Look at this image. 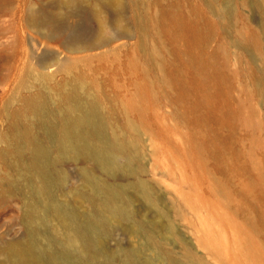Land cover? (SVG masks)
I'll list each match as a JSON object with an SVG mask.
<instances>
[{
    "label": "rangeland",
    "instance_id": "rangeland-1",
    "mask_svg": "<svg viewBox=\"0 0 264 264\" xmlns=\"http://www.w3.org/2000/svg\"><path fill=\"white\" fill-rule=\"evenodd\" d=\"M123 1L119 25L129 37L114 40L108 53L105 48L68 53L62 37L49 38L34 27L29 9L52 14L64 35L88 39L119 31L112 7L101 13L111 23L101 33L92 0L68 9L72 17L60 15L67 11L64 0H0V132L10 130L13 112L25 113L26 83L45 96L50 87L68 88L69 76L54 62L76 59L85 91L99 99L110 123L106 134L136 138L133 159L118 153L114 169H92L97 179L122 191L130 215L108 221L111 231L90 261L123 264L128 254L133 264H171L168 257L173 264H251V248L264 255V0ZM87 54L91 60H80ZM44 64L51 65V79L36 85L33 72ZM133 103L139 108L129 116L142 125L130 132L122 107ZM34 129L46 142L38 125ZM10 162L0 160V168L15 185ZM64 164L74 177L89 166L79 160ZM2 175L0 245L23 233L27 199L21 192L32 190L24 182L8 193ZM137 179L156 204L139 192ZM51 190L54 201L68 199L55 185ZM46 222L37 228L35 242L41 250H64L55 264H89L88 256L65 245ZM184 247L192 255L184 256Z\"/></svg>",
    "mask_w": 264,
    "mask_h": 264
},
{
    "label": "bare ground",
    "instance_id": "bare-ground-1",
    "mask_svg": "<svg viewBox=\"0 0 264 264\" xmlns=\"http://www.w3.org/2000/svg\"><path fill=\"white\" fill-rule=\"evenodd\" d=\"M81 1L91 3L90 0H64L67 11H59L60 15L72 17L73 14L68 9H72ZM125 5L123 0H92V13L97 21V29L101 33L104 32L103 26L110 21L106 23L101 13L104 8L112 7L111 21L118 26L119 31L109 36L96 34L88 39L69 33L64 35V30H61L59 24L50 16L52 14L49 15L44 9L30 8L28 15L31 23L42 31L43 35L49 38L62 37L68 53L97 48H105L103 53H108L107 51L114 48L110 47L114 40L129 37L128 29L119 25V18ZM91 57H93L91 54H87L80 60L88 61ZM54 64L56 70L69 76L70 86L50 87L51 94L45 96L39 89H35L34 85L26 83L24 87L30 90L22 98L25 113L19 110L13 112L9 117L10 130L7 133L0 132V160H11L9 166L14 169L17 179L14 185L15 180L10 173L0 168L2 179L9 187L8 193H13V190L17 189L16 185L24 182L29 183L32 189L21 192L27 199L23 233L0 245L1 262L4 264H55L64 250L60 248L54 250L49 246L41 250L35 242L39 232L37 228L46 221L50 224L52 233L61 238L65 245L74 248L76 253L83 257L94 259L98 254L97 248L102 247L107 233L111 231L108 221L119 223L130 215L122 191L111 183L97 179L93 174V168L99 167L103 171L114 169L116 165L111 163L118 153H124L129 160L133 159L130 147L136 138L131 134L128 135L129 138L117 137L119 135L116 133L106 134L110 123L102 113L99 99L85 91L87 81L80 72L76 59L72 60L67 56L56 58ZM50 67L51 65L44 64L41 65L40 71L33 72L32 77L36 85H43L51 79L48 73L51 71ZM51 96H55L54 99ZM50 101L59 104L51 108L48 104ZM122 108L124 126L130 132L136 130L141 121L139 123L134 121L129 112L138 111L139 107L133 103ZM23 116L27 117L23 119ZM35 124L47 137L46 142L36 136ZM68 160L87 162L89 166L80 167L79 176L74 177L64 168V163ZM137 171L138 168L135 169V172ZM135 184L145 199L156 204L143 180L137 179ZM53 185L61 195L68 197L67 200L63 199L64 204L52 198ZM41 207L48 211L50 218L41 212ZM258 249L253 251L251 248L249 254L251 264H264V255ZM183 252L184 256L192 255L186 247L183 248ZM168 261L174 263L169 257ZM90 262L89 264H96L94 261ZM133 263L126 254L123 264Z\"/></svg>",
    "mask_w": 264,
    "mask_h": 264
}]
</instances>
